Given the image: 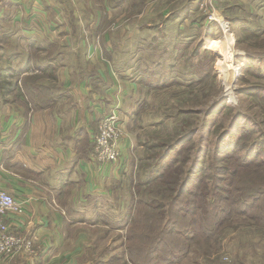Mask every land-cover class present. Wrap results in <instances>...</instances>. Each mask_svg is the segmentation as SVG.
Here are the masks:
<instances>
[{"label": "rangeland", "instance_id": "374dc122", "mask_svg": "<svg viewBox=\"0 0 264 264\" xmlns=\"http://www.w3.org/2000/svg\"><path fill=\"white\" fill-rule=\"evenodd\" d=\"M51 1L48 6H35L29 21L22 23L23 28L20 24L13 25L14 31L18 32L5 48V54L0 53V66L6 69L11 65L19 69L25 67L27 61L32 63L34 54L39 57L36 63L40 67L52 69L50 79L38 81L50 98L47 107H51V101L69 98V88L63 87L67 78L77 86V81H87L96 96H102L104 88L112 92V98L107 97L108 103L104 105L106 114L101 119L96 117L97 125L107 115H117L119 127L125 130L129 144L126 160L121 159L122 162L113 165L96 163V182H105L113 174L122 185L120 190L118 187L115 189L118 190L117 198L105 195L108 205L118 206L117 209L96 207V212L106 214L105 211H110L108 216L111 219H122L130 207L128 181L134 174L131 164L134 166V161H140L144 154L158 152L145 150L144 142L148 139L170 142L173 138L168 139L167 136L173 135L175 123H180L184 117L198 126H201L200 120L203 123L216 121L222 124L223 129L233 122L237 134L253 133L241 139L238 145L240 159L236 151L230 158L216 157L224 146L219 150L214 147L213 128L208 129L207 124L202 128L204 137L200 136L203 140L199 144V137H192V141L181 146L188 150L179 148L177 155L176 152L172 154V158L176 156L175 160L188 156L184 165L181 161L174 163L187 171L191 168L192 173L197 171L191 181L193 193L196 192L194 187L205 190V194L209 191L207 203L212 210L204 218L197 234H204L209 226L214 228V208H222L226 214L234 212L230 207L234 185L240 187L251 203V208L245 209L243 216L217 214V220L223 218V222L213 238L216 241L203 243L201 239L194 240L191 243L194 256L189 259L193 258L198 264H264V193L261 195V187H264V142L259 137L261 133L264 140V0ZM207 24L212 26L211 34H206ZM176 34H184L180 37L182 40L192 36V40L177 48L178 53L175 54L172 45L164 43L169 39L174 41ZM141 40L144 45L154 41L160 45H157V51L144 49ZM50 45L53 46L51 56L48 55L49 50H44ZM138 45L141 49L130 54ZM166 47L167 52L163 50ZM84 49L90 50L91 54L84 55ZM131 58H141L148 65L154 61V66L147 67L152 76L147 77L148 71H145L147 73L140 76L141 82L134 81L133 72L123 70ZM172 59L175 62L171 63ZM107 68L112 73L108 76L109 82L105 81V74L101 77L97 72V69L104 72ZM196 69L200 70L202 82L186 87L187 76ZM129 81H132L133 88ZM42 91L40 96H45V91ZM124 91L126 93L120 97L119 93ZM91 99L88 97L87 102L91 103ZM117 99L123 100L122 117L117 112L121 105H111ZM3 101L4 98L0 97V114L5 110L0 128L17 116L11 107L18 105L13 95ZM127 111L128 116L125 115ZM203 114L208 116L204 118ZM111 118L115 120V117ZM182 133L180 131L179 135ZM246 143L247 149L242 147ZM245 152L251 155L246 162L243 160ZM5 162L0 159V168L5 167ZM223 167L224 171L219 169ZM169 180L172 183V179ZM199 181L202 183L198 184ZM116 182L111 181L112 186ZM101 199L104 200L103 195ZM185 199L194 207L201 208L207 201L199 196L185 195ZM78 202L82 201L78 199L75 203ZM130 217L134 222V216ZM94 225L93 229L80 231L72 242L73 252L79 255L77 262L120 264L122 261L125 264V260H119L124 250L116 231L102 221Z\"/></svg>", "mask_w": 264, "mask_h": 264}, {"label": "crops", "instance_id": "0c3cea01", "mask_svg": "<svg viewBox=\"0 0 264 264\" xmlns=\"http://www.w3.org/2000/svg\"><path fill=\"white\" fill-rule=\"evenodd\" d=\"M51 2L2 0L0 23L6 24L11 42L18 32L14 31L13 25L20 24L23 28L22 23L29 21L35 6H48ZM21 33L25 34V31ZM85 50L84 55L91 54L90 50ZM103 71L97 69L101 77L105 74V81H111L108 77L112 74L110 70L107 68ZM65 81L63 87L69 88V98L66 101L54 100L50 103L51 107L28 112L20 104L11 106L14 113H17L16 119L8 120L0 128L3 129V132L0 131V159L6 161L3 164L5 167L0 168V190L23 200L27 209L23 218L15 220L7 217L5 222L25 240L32 241L34 249L32 256L19 253L9 262L0 259V264H79V255L73 252L72 247L74 238L83 229L94 228L95 225L89 221L94 219L96 213L107 216L110 214V211H105L106 214L96 212L98 207H118L113 204L109 206L105 195L117 198L118 190L122 188L121 181L112 174L105 182L100 179L96 182L98 166L92 155L98 122L96 117L101 119L106 114L104 105L108 103L107 97L110 98L112 92L109 88H104L103 95L96 96L97 93H92V88L85 80L77 81L78 86L73 85L68 78ZM129 82L133 88L132 81ZM126 88L128 89V85ZM125 93L120 92L119 96ZM88 97L92 98L91 103L87 102ZM96 102L100 104H95ZM122 102L123 100L117 99L111 105L119 107ZM117 109L122 117V105ZM127 112L125 115L128 116L129 111ZM3 113L0 114V125L4 122ZM128 144V140L124 138L120 146L121 162V159H127ZM125 171L127 172L126 167ZM107 172L108 169L105 173ZM113 180L117 181L114 186L111 184ZM102 195L104 200L101 199ZM78 199L82 202L75 203ZM127 208L123 217L129 213V207ZM77 215L84 218L85 223L77 222L72 217Z\"/></svg>", "mask_w": 264, "mask_h": 264}, {"label": "trees", "instance_id": "16d2710c", "mask_svg": "<svg viewBox=\"0 0 264 264\" xmlns=\"http://www.w3.org/2000/svg\"><path fill=\"white\" fill-rule=\"evenodd\" d=\"M210 27H212L211 24H207L206 34H211ZM176 35L174 41L169 39L164 43L168 44V46L172 45V52L175 54L178 53L177 48L183 44H188V42L192 40V36H188L182 40L180 37L184 34ZM10 43L11 36L7 33L6 24L0 23L1 54H5V48ZM141 43L144 49H152L153 51H157V45H160L155 41L148 45H144L142 40ZM29 44H31V42ZM52 48L53 46L51 45L44 48V50H49V56L52 55ZM138 49H141V47H137L130 54H136ZM163 50L167 52V47ZM36 53L39 54L38 52ZM31 57H33V62L27 61L23 68L14 69L9 65L4 69L0 66V97L4 98V101H6L7 97L12 94L15 102L23 106L25 112L44 109L47 107L48 101L50 100V98L47 97V90L43 85L39 84L38 81L44 78L50 79L52 76V69L48 70L40 67L36 63L39 57L35 54ZM190 58L192 59L194 57ZM162 61L165 62V59ZM172 62H175L174 59H172L171 63ZM125 64L126 67L123 68L124 71H132V79L136 82H141L140 79L142 78L140 76L144 75L145 71H148L147 77L149 75L152 76V72L147 69V67L152 66L154 61L148 65L147 62L143 61L141 58H137L136 60L131 58ZM159 65H161V63H159ZM157 66L158 64L155 65V67ZM185 71L187 74V70ZM187 80L188 84L185 85L186 87L196 85V83L200 84L202 82L200 70H192L187 76ZM176 81H179V78L176 79ZM42 90L45 91V96H40V94L43 93ZM50 103L52 104V101ZM1 110L2 105L0 104V112ZM203 116L205 118L208 114H203ZM187 118L188 117H184L180 123L179 121L175 123L173 135L167 136L168 139L173 138L170 142L164 143L159 141L158 138L154 139L156 141L150 138L148 142H144L146 151L156 150L158 152H154L151 155L144 154L140 161H134V166L132 165L134 174L128 181V188L129 191H131L129 213L120 221H115L107 215L96 213L94 219L89 221V223L93 224L102 221L116 231L122 243V249L124 250L119 260H125V264H198L193 258H191V260L189 259L191 255L194 256V250H191V243L194 240L199 241L198 239H201L203 243H214L216 241V238H213L219 233V226L223 222V218H218L217 220V214L220 216L224 214L226 216L235 215L239 217L245 215V209L251 208L249 197L240 190V187L234 185V191L230 193V195L233 193L231 199L229 197L230 207L234 212L226 214L222 208H214V228L212 229L209 226L204 234H197L199 228L204 223V218L212 210L207 203L209 191L205 194V190L202 191L194 187L196 192L193 193V190L190 188L191 181L197 175V171L192 173L191 168L187 171L174 163L176 161H181V164L184 165L188 160V156L181 160H179V158L175 160L176 156L172 158V154L176 152L175 155H177L179 148L184 150L185 147L181 146L192 141V137L198 136L199 139L197 144H199L204 137L202 128L204 124H207L206 126L208 129L211 127L213 128L211 131L212 135H210L212 138L214 137V147L219 150L220 146H224L219 152V156L216 155V157H221L222 159L230 158L232 157L231 153L236 151V155L240 159L238 145L242 138H246L253 133L240 132L237 134L233 128V122L228 124L226 129H223L222 124L216 121H213V123H203V121L200 120L199 125L201 124V126H198L191 124V120ZM128 131L133 135L132 129L129 128ZM180 131H183V133L179 135ZM184 132L187 133L184 134ZM260 134L261 133H259V137L261 141L264 142L262 139L263 136ZM200 136H202L201 139ZM260 145H262V143H260ZM147 146L149 147L147 148ZM242 147L247 149L248 143L243 144ZM185 150L188 149L186 148ZM224 152L227 154L222 155L221 153ZM92 153V155H94V151ZM249 156H251L249 152L243 154L244 162L247 161ZM260 164L262 163L260 162ZM219 169L225 170L224 167ZM192 176L194 177L192 178ZM169 179H172L173 184ZM201 183V181L198 182V184ZM263 190L264 187H261V195L264 193ZM185 195L195 198L199 196L202 200L207 199L206 204L204 202V208L199 206L194 207V204L185 199ZM130 215L134 216V222ZM72 217L77 222L85 223V219L81 216L77 215ZM123 230L124 233L122 232ZM120 264H122V261Z\"/></svg>", "mask_w": 264, "mask_h": 264}, {"label": "built area", "instance_id": "2783aa9c", "mask_svg": "<svg viewBox=\"0 0 264 264\" xmlns=\"http://www.w3.org/2000/svg\"><path fill=\"white\" fill-rule=\"evenodd\" d=\"M111 116L115 117V120ZM116 116L115 114L107 115L96 128L93 138V158L96 163H112L113 165L120 162V146L126 132L119 127L120 121ZM26 214V204L23 200L0 190V259L5 262H9L19 253L29 256L34 254L33 242L25 240L5 222L7 217L19 220Z\"/></svg>", "mask_w": 264, "mask_h": 264}, {"label": "bare ground", "instance_id": "6f19581e", "mask_svg": "<svg viewBox=\"0 0 264 264\" xmlns=\"http://www.w3.org/2000/svg\"><path fill=\"white\" fill-rule=\"evenodd\" d=\"M228 52H230V50H229V49H228ZM228 55H229V54H228ZM225 63H226V61H225ZM223 64H224V63H223ZM232 71H233V70H232ZM236 71H237V70H236ZM226 73H227V72H226ZM234 74H235V73H234ZM234 74H233V75H234ZM226 75H227V74H226Z\"/></svg>", "mask_w": 264, "mask_h": 264}]
</instances>
